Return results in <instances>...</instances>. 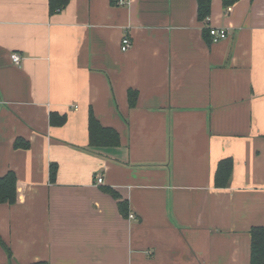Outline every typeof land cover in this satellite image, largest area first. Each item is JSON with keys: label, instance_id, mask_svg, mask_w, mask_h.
<instances>
[{"label": "crops", "instance_id": "0c3cea01", "mask_svg": "<svg viewBox=\"0 0 264 264\" xmlns=\"http://www.w3.org/2000/svg\"><path fill=\"white\" fill-rule=\"evenodd\" d=\"M212 27L228 38H206ZM91 112L118 146L89 147ZM10 172L0 264H251V230L264 227V0H212L203 22L197 0H69L54 14L50 0H0V178Z\"/></svg>", "mask_w": 264, "mask_h": 264}, {"label": "trees", "instance_id": "16d2710c", "mask_svg": "<svg viewBox=\"0 0 264 264\" xmlns=\"http://www.w3.org/2000/svg\"><path fill=\"white\" fill-rule=\"evenodd\" d=\"M198 1V18L200 21H208L211 15L212 0ZM239 0H223L225 8H228ZM69 0H50V11L52 14L58 12L68 4ZM206 38H210L209 30L204 31ZM138 99V93L129 92V102L131 107H135ZM56 114L52 115V123L63 125L66 118L62 117L57 122ZM120 144V136L116 130L103 127L91 112L90 115V148L115 147ZM22 146L18 143L17 146ZM23 147H28V144ZM233 170V162L231 159L222 160L219 163L215 182L219 188H226L230 183ZM57 177V166H51V180L55 181ZM115 198L119 199V195L113 189H107ZM17 201V177L13 172L0 178V203L14 204ZM119 207L124 215H128V203L121 201ZM251 264H264V227H256L251 230Z\"/></svg>", "mask_w": 264, "mask_h": 264}, {"label": "built area", "instance_id": "2783aa9c", "mask_svg": "<svg viewBox=\"0 0 264 264\" xmlns=\"http://www.w3.org/2000/svg\"><path fill=\"white\" fill-rule=\"evenodd\" d=\"M230 11V9H228ZM209 33L211 36V40L214 43H218L220 41L226 40L228 38V32L224 28H210ZM133 46L132 40L129 36H125L122 41V51L127 52L129 51ZM11 61L15 66L20 67L22 65V57L19 53H12L11 54ZM104 182V179L102 177L97 178V184L102 185ZM130 218L133 219L134 215H130Z\"/></svg>", "mask_w": 264, "mask_h": 264}]
</instances>
